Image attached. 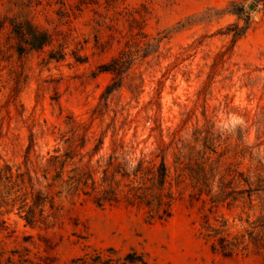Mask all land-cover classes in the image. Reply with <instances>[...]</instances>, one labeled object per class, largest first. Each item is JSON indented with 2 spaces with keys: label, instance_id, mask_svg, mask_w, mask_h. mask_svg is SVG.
<instances>
[{
  "label": "rangeland",
  "instance_id": "obj_1",
  "mask_svg": "<svg viewBox=\"0 0 264 264\" xmlns=\"http://www.w3.org/2000/svg\"><path fill=\"white\" fill-rule=\"evenodd\" d=\"M202 153L241 174L217 201L191 198L195 165L177 182V157ZM110 156L164 160L166 221L72 189L75 167L99 182ZM0 163L16 198L0 207V264H264L205 237L264 216V0H0ZM208 183L218 196L219 176Z\"/></svg>",
  "mask_w": 264,
  "mask_h": 264
},
{
  "label": "trees",
  "instance_id": "obj_2",
  "mask_svg": "<svg viewBox=\"0 0 264 264\" xmlns=\"http://www.w3.org/2000/svg\"><path fill=\"white\" fill-rule=\"evenodd\" d=\"M31 36L30 45L34 49H41L47 43L45 33H29ZM119 63L117 59H113L108 65L104 66L105 71H110L120 76ZM117 87V83L109 86L107 91ZM73 150L64 155L51 156L47 161L46 173L51 168L56 167L59 163L65 164L73 158ZM117 157L110 156L102 165L101 178L96 182L93 178V172L88 166H77L74 168L73 175L69 177L72 189L82 192L85 196L90 197L93 203L98 207L106 205L125 204L133 207L138 211H144L145 220L148 223L156 221H166L171 216V205L173 195L171 192H164V183L168 176V168L162 160L158 165L153 161L139 160L135 165L129 166L127 162H118ZM186 161V163L184 162ZM193 158L189 156L179 155L175 161L177 182H182L183 171L187 170L190 165L199 168V173L191 177L192 194L191 198L199 200L202 195L211 197V199L219 200L223 196V190L226 185V179H233L235 176L241 175L233 170L230 166L222 167L217 160H212L203 153L193 164ZM11 167L1 165L0 163V182H11L12 174H9ZM219 176V183L222 189L218 196H211L210 191H206L209 186L208 181L214 176ZM21 179L23 183L24 179ZM16 183V182H14ZM0 191V207H6L13 204L16 198L10 199L9 195H4ZM25 196L27 193H20ZM46 195L45 198H47ZM225 197V196H224ZM252 231L246 235L220 236L221 231H216L206 226L208 231L205 237L213 240L211 249L214 252H220L224 256H231L235 251H244L252 253L264 261V216L257 219L251 224ZM257 230V231H256Z\"/></svg>",
  "mask_w": 264,
  "mask_h": 264
},
{
  "label": "water",
  "instance_id": "obj_3",
  "mask_svg": "<svg viewBox=\"0 0 264 264\" xmlns=\"http://www.w3.org/2000/svg\"><path fill=\"white\" fill-rule=\"evenodd\" d=\"M252 8H253V5H250V6H249V9H252Z\"/></svg>",
  "mask_w": 264,
  "mask_h": 264
}]
</instances>
